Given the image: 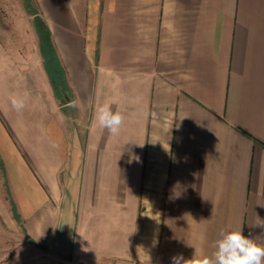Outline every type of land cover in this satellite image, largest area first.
Here are the masks:
<instances>
[{
    "label": "crops",
    "instance_id": "0c3cea01",
    "mask_svg": "<svg viewBox=\"0 0 264 264\" xmlns=\"http://www.w3.org/2000/svg\"><path fill=\"white\" fill-rule=\"evenodd\" d=\"M30 1L0 15V264H171L241 227L264 245V0Z\"/></svg>",
    "mask_w": 264,
    "mask_h": 264
},
{
    "label": "clouds",
    "instance_id": "9594fccd",
    "mask_svg": "<svg viewBox=\"0 0 264 264\" xmlns=\"http://www.w3.org/2000/svg\"><path fill=\"white\" fill-rule=\"evenodd\" d=\"M24 103L23 99L11 100L12 107L17 111L23 109ZM95 120L111 135H118L124 117L119 111L113 112L111 106L105 103L96 108ZM254 227L264 231V219L258 217ZM215 249L212 256L194 254L192 258L185 259L183 254L174 255L171 264H264V245L245 236L242 227L227 232L222 230L220 239L215 242Z\"/></svg>",
    "mask_w": 264,
    "mask_h": 264
},
{
    "label": "trees",
    "instance_id": "16d2710c",
    "mask_svg": "<svg viewBox=\"0 0 264 264\" xmlns=\"http://www.w3.org/2000/svg\"><path fill=\"white\" fill-rule=\"evenodd\" d=\"M37 28H38V33L40 35V38H41V41H42V44H43V53H44V57H45L44 58L45 59V64H46V67H47V69H48V71L50 73L52 84L54 85V87H55L57 92L59 91V89H63L64 90V81H63V78H62V74H61V71L59 70V67L57 65V62H56V59L54 57L53 51L47 45L48 37L46 35L44 27H37ZM50 58L54 59V63H55L56 66H54V64L50 63V61H49ZM57 74H59V76H57V78L54 77V75H57ZM60 97H61V95H60Z\"/></svg>",
    "mask_w": 264,
    "mask_h": 264
},
{
    "label": "rangeland",
    "instance_id": "374dc122",
    "mask_svg": "<svg viewBox=\"0 0 264 264\" xmlns=\"http://www.w3.org/2000/svg\"><path fill=\"white\" fill-rule=\"evenodd\" d=\"M7 2H8L9 5H10V13H13V14H15V15H16L17 13H20L22 9H23L24 11H25V9H26V7L23 6L24 0H0V15H4L5 17H9L8 15H11V14L9 13V11L6 10V9L4 8V6H6V3H7ZM26 3H28V4H30V5L32 6L30 0H26ZM9 18H10V17H9ZM49 61H50V63L54 64V66H56L55 63H54V59L50 58ZM54 66H53V67H54ZM53 69H54V68H53ZM53 71H54V70H53ZM57 76H59V74L54 75V77H56V78H57ZM45 257L48 258L47 255L42 256V258H45ZM124 264H130V263H124Z\"/></svg>",
    "mask_w": 264,
    "mask_h": 264
}]
</instances>
